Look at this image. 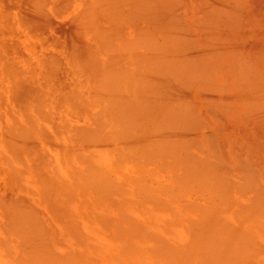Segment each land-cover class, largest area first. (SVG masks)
Listing matches in <instances>:
<instances>
[{"label": "rangeland", "instance_id": "rangeland-1", "mask_svg": "<svg viewBox=\"0 0 264 264\" xmlns=\"http://www.w3.org/2000/svg\"><path fill=\"white\" fill-rule=\"evenodd\" d=\"M11 1L13 0L0 1V10L5 12V10L9 9L11 12H7L8 14L10 13L9 15H5L2 11L0 12V34H2L0 35V45L2 44L0 55L5 60L4 62L0 58V84L2 83L1 85L4 88L3 90L0 86V100H3V102L0 101V264H264V214L260 209L258 210L261 203H258L259 206L256 205L257 203L253 205V200L254 202H260V197L263 196L264 198V97H262L264 93V0H216L217 4L213 0H211L212 2L205 0V2L207 1L206 4L202 0H196L201 1L200 3L204 5L198 4L195 0H137L139 3L140 23L142 22V25L139 23V26H141L143 39L148 40L149 46H153V48L154 45L158 49L165 50L167 48L169 54L173 57L171 65L167 66V79L160 80V82L168 89L165 92L167 93L170 90L169 92L171 93L172 91L173 94L171 93V95L176 98L170 97L171 95L168 93L167 103H164L165 106L163 105L164 111L167 109V114L163 110L162 114L159 113L160 116L165 114L164 116L167 117L170 104H176L175 108L171 106L172 109L174 108V114L172 115L174 120L170 119L173 112L169 113L170 115L167 117L171 121L168 122L169 125L167 126L168 128L171 127L173 131L169 134L173 138L175 137V140L172 139L171 141L173 144L175 142V145L177 142L180 143L177 146L181 148L187 146L185 150L188 154H185L183 150L182 153L195 158L213 177L219 176L216 179L220 178L221 186H224L228 192V194L225 192L223 195L222 203L218 202V205L216 203L211 206L205 205V202L200 203V197L192 190L188 192L190 195L186 196V192L178 195L177 197L180 196L182 198H176L177 201L175 199L173 203L166 202L164 197L160 198L162 201L155 195L145 194L148 189L155 192L160 188H175L176 186L172 185L173 183L175 184L173 178L178 180L177 177H181L178 169L180 164L172 170L162 168L160 170L162 173L156 171V174H150L147 171L148 173L142 175L143 177H146L147 174L150 176V179L146 177L145 180L147 188L144 185L140 186L137 183L138 181H136L137 190L136 184L132 183H135L136 176L141 173L139 165H130L131 167L125 170L124 168H119L110 157L102 158L103 156L98 150H95V153H90L87 148L83 151L76 144L74 147H70L65 142L62 132L64 130H60L66 127L64 125L68 123L77 125L82 122L85 125L84 119H82L83 116L77 115L76 112H80L77 110L75 112L71 105L58 104L53 100L54 95L50 92L51 85L49 84V88L45 83L46 73H42L44 79L41 78V82H34L35 84H33L35 79L33 80L31 73H28L32 72L30 70L32 68L31 60L29 61V58L31 59V53L29 52L32 51L30 49L27 50V48L31 47L30 41L32 46L36 44L35 47L46 45L45 43L48 42L52 46H44L43 50L48 51L50 55L61 56L62 54H67L66 56H68L73 53H80L81 45H77L72 40V36L74 37L73 21H69L73 19L71 17H74L72 13L74 11L68 14L61 9L64 14L61 10L56 13L55 9L58 8L59 0H44L45 2L48 1V4L46 3V8L43 6L46 10H42L47 15L38 8L43 4L39 6L40 1L38 4L35 2L38 7H34L38 8L37 10L39 11L35 12V10L34 14L38 13L39 15L40 12L44 16L40 15L39 17L37 14L34 15L29 9L31 5L33 6L30 2L32 0L29 1L30 4L29 2L27 3L28 0H21L22 4L24 3L23 7L21 4L14 3L15 6L18 5L20 8L14 7ZM14 1L17 2L18 0ZM124 1L130 4L125 3L123 7L122 3ZM131 1L122 0V8H130ZM209 1L211 4L213 3L212 6H210ZM222 1H225V3ZM3 2L4 5L6 4L5 8ZM18 2L20 3V1ZM207 3L210 4L209 8L206 7ZM214 4L223 5V9L218 8L216 5L213 7ZM201 7L204 12H202L203 10L201 11ZM209 9H213V14ZM218 9L222 13H219ZM52 11H54L56 16ZM202 13H205L204 17ZM223 13L224 18L221 17L223 18L222 20L219 18L218 22V17ZM2 15L3 18L1 17ZM17 17L22 22L25 20V24L24 22L21 23L22 27L20 23L18 26ZM26 17L27 20L25 19ZM30 19L33 24L28 26L30 27L28 31L26 25L30 22ZM200 19L208 27L203 22L198 21ZM20 20L19 22H21ZM205 20L207 21L205 22ZM37 21L39 26L43 21L41 29H39ZM1 22L5 26L6 24L10 25L9 29V26H7L8 31ZM212 22L215 24H212ZM46 23L49 24L46 25ZM185 24H187V28L191 27L193 32L190 30L191 28L187 29ZM11 25L15 31L11 28ZM45 26L47 30L44 29ZM218 29L221 30L225 38L220 35L222 33H219ZM11 30L12 33L10 32ZM14 32H20V35H17L19 36L18 38L17 36L15 37ZM30 32L35 33V36H37L39 41L42 40L43 43H39L36 37H31ZM155 32L158 33L156 34ZM214 32H217L216 34L218 35H214ZM160 33L162 36L158 35ZM178 33L182 35H177ZM203 34L208 35V37L203 36ZM199 35L203 38L205 37L206 39L204 38V40L209 41L208 44H210V40L211 42H216L210 44L212 49L208 44L206 45V41H202V37ZM9 36L19 39V43H17V40L12 38L16 40V43H14L19 44L18 46L21 49L24 48V50L22 51L17 45L12 43L13 40ZM164 36L168 38V41H166ZM180 36L182 37L180 38ZM213 37L215 40H213ZM218 38L219 41H217ZM222 38L224 40H221ZM183 39L188 45L185 44ZM190 41L193 42V45L190 44ZM95 42H97V44L95 43L96 47L100 44L101 48L98 46L100 48L98 50L95 47L94 54L96 53L97 57L101 56V54L103 55L102 50H105L104 54L107 52L108 55L109 52L104 48L105 46L101 45L99 40H95ZM194 42L198 44V51ZM5 44H10L13 47L7 45L10 48L7 50L5 49ZM215 44L220 45L216 46ZM21 45L24 47L22 48ZM213 45L217 48L213 47ZM3 46L4 49H1ZM200 48L202 59L204 54H208L207 56H210V58L215 56V59L213 61L210 59L209 62L200 60L201 58L198 60V56L195 54L200 53ZM9 50L11 52L18 51L19 53L13 52L11 54ZM20 52L27 55L30 54L29 58ZM193 54L197 59L196 63L193 61V59L195 60ZM21 55L23 59H21ZM218 57L220 67L217 65ZM229 58L231 60L233 58L234 60L235 58L237 59L235 63L239 70L237 69V72L233 71L237 77L240 76L238 77L240 79L238 86L235 84L237 83L235 82L237 78L234 77V72L228 68L231 65L226 67L229 64ZM207 59L205 58V60ZM211 61L212 64L210 63ZM28 62L30 64H27ZM3 63H6V65L10 64L9 66H12V69L16 64L17 71H20L19 77V73L17 74L15 71L16 69L11 70L16 73V77L9 70L12 75L5 73L6 70L4 72L2 68ZM249 64L251 68H249ZM243 66H246L245 68L247 69ZM27 67L29 71L26 69ZM234 67L233 65L231 66L232 69ZM214 70L219 71V73ZM212 71L213 73H211ZM203 72H206L205 75ZM209 76H211L212 80ZM11 79L15 83L12 82L15 89L12 88L13 90L10 92L9 81L11 84ZM14 79H17V81H14ZM150 79L147 80L148 83L154 84L157 81V78L154 80L153 76ZM255 79L258 80V83H256L258 85L255 84ZM43 80L44 91L45 93L47 92L45 100H49L45 101V105L38 103V98L36 100L32 97L34 93L39 92L38 89L33 87H38ZM240 81L242 91L238 89ZM208 82H212L213 86ZM29 84L33 88L32 91H28L29 88L31 89ZM207 84L211 86H207ZM28 85L29 87H27ZM221 85L224 86V89H222L223 86ZM254 85L257 88H254ZM249 86H253L252 88L255 91L251 87L249 89ZM8 89L10 90L8 91ZM250 90L254 92L250 93ZM28 92H33V94H25ZM11 93L15 95H11ZM48 93L53 95V97ZM221 93L224 98L221 97ZM212 95L214 96L213 99L218 102L212 101ZM2 97L4 98L2 99ZM10 97L14 99V103ZM218 98L222 99V101L220 102ZM258 99L261 102L258 103ZM172 100H175V103ZM247 101L248 103L245 104ZM56 105L57 107L62 105L63 108L60 107L59 109L62 108L61 110H56ZM65 107L66 109H64ZM70 110L74 114H71ZM151 110L148 111L146 108V112L151 113ZM141 114L144 117L145 113ZM47 118L48 120L50 119V122L45 121ZM167 121L164 122L165 126ZM65 129V131L69 130ZM22 134H24V137L28 135L32 138V144L30 143V138H28V142L24 141ZM33 143L37 145V151L32 149V147L35 148ZM184 143L187 145L185 146ZM26 146L31 147L30 150L32 151ZM55 146L57 149H55ZM24 149H28L30 152ZM85 150H87V155H84ZM13 153H15L14 156ZM86 159L87 162H85ZM83 162H85L84 165L82 164ZM88 162L93 164L91 167L94 170L98 166L99 175L101 173L100 179V176L95 174L98 171V168H96L93 178H99L104 184L108 182L105 184L107 187L112 184L116 190L111 189L112 185H110L109 189L107 187L104 189V184L101 182L99 184L98 181L96 183L103 185V187L100 188L99 186L97 188V184L94 181L92 183L93 187H96L94 189L90 181L86 180L88 178L85 175V167H88ZM219 162L221 165H219ZM94 166L96 167L94 168ZM115 166H117V170L113 169ZM223 167L226 168L228 173L224 170L225 168L222 169ZM102 169L104 174L100 171ZM138 170L140 172H137ZM111 171L115 173L113 172V174ZM122 171L123 173H121ZM157 174H160V176ZM102 175L105 176L103 177ZM95 176L97 177L95 178ZM82 177L83 179H81ZM124 177L128 181H124ZM131 179L132 183L130 182ZM109 180H111L110 184ZM128 182L132 184V187ZM155 184L158 187L156 190ZM126 185L130 187L128 186L127 189ZM140 187L145 189L142 190ZM120 188L127 192H122L126 195L121 194ZM254 197H259V199ZM262 202L264 204V199ZM162 203L168 205L167 209L169 213L173 214L172 218H169L168 214L162 210L164 206ZM263 204L261 209L264 207ZM180 205L182 206L180 207ZM189 205H191V208ZM255 205L256 207H253ZM186 206L190 209L185 208ZM26 209L29 214L34 211L30 215V217L34 216V220L31 219V222H26L19 217L22 211H26ZM197 214L202 218L198 217ZM212 215L214 219L210 218ZM205 217L208 221L205 220ZM38 219L40 222L37 221ZM192 223H197L196 226L198 228L205 226L206 229L203 227L205 232L201 229L202 227L200 228L201 230L196 227L199 232L195 230ZM218 223L222 226L218 225ZM199 225L201 226L199 227ZM30 227L32 230H30ZM27 235L28 237H26ZM73 256L76 258L74 259ZM70 259L73 261L77 260V262H73Z\"/></svg>", "mask_w": 264, "mask_h": 264}, {"label": "bare ground", "instance_id": "bare-ground-1", "mask_svg": "<svg viewBox=\"0 0 264 264\" xmlns=\"http://www.w3.org/2000/svg\"><path fill=\"white\" fill-rule=\"evenodd\" d=\"M2 1V0H0ZM20 1V3L18 2ZM17 2L16 1H11L12 4L14 5V3L16 4H21L22 7H23V4L21 2V0H18ZM25 1V0H23ZM30 0L27 1V3L29 2ZM38 2L40 3L39 6L41 4V7H38L35 3ZM30 1L31 4H33V6L31 5V8L30 11L33 12V14L35 12H38L39 10L41 11L42 9L43 10H46L45 6H47L48 4V1L45 2L44 0H32ZM44 1V2H43ZM122 0H59L58 1V8L55 9V12L58 13L60 12V10L62 9L63 12L65 13H73L74 17H71L73 19H70L69 21H71L73 24V32H74V37L72 36V40L74 43H77V45H81L80 47L82 48L81 49V52L80 53H73L71 55H68L66 56L67 54H62L61 56H57V55H50L48 53V51H45L43 50L44 46H49L51 47L52 45L48 42L44 43L46 45H43V46H35L33 45L32 46V42L30 41V46L28 49H30L32 52H29L31 53V59L28 57L30 54H23L24 56H27L29 58V61L31 62V65H32V68H30V70H32V72H28V73H31L32 75V80L33 81V84L35 83H39L41 82V78H43L42 76V73H46L45 75V79H46V84L49 86L50 88V85H51V88H50V92L54 95V101L57 102L58 104H66V105H71L74 109H75V112L76 110L79 111L80 113L76 112L77 115H80L83 116L82 119H84V123L85 125H83V123H78L77 125L73 124V123H68L64 126V128H60L59 130L63 132V138L65 137V142L70 146V147H74L75 144L77 146L80 147V149H89L90 153H95V150H98L101 152V155L103 156L102 158L104 157H107L108 158L110 157V159H113L114 162H116L117 166L119 168H124L125 170H127L128 168H130L131 166L130 165H139L140 166V171L141 173H137V172H140L139 170L136 172L138 175L136 176L135 178V183H132V179H131V183L132 184H136V181H138L137 183L142 186L144 185L145 188H147L145 185V180H146V177L150 179V176L149 174L146 175V177H143L142 175H145L146 173H150V174H156L157 172H160L162 173V168H167V169H173V168H176V166H178V164H180L178 166V169L180 170V175L181 177H177V179H174L173 178V182H175V184L173 183L172 185L176 186L175 188H160L158 191H151L150 189H148V191L145 192V194H151V195H155L156 197H159L158 199L159 200H162L160 199L161 197H164L166 202H170V203H173L174 200L176 198L180 199L182 197H177L178 195L182 194L183 192H186L187 194H185L186 196L187 195H190L188 192H191L194 191L195 194H197L198 197H200V203L201 202H205V205H214L217 203L218 205V202L222 203V199H223V195L225 194V192L228 194V192L226 191V189L224 188V186H221L220 184V181L219 179L217 180L216 178L219 177V176H216L213 177L212 174L210 172H208L207 169H205V167L203 165H201L199 162H197V160L193 157H189V156H186L182 153V150L184 151V153L186 154V150L185 148L187 147L185 144V148H181L180 146L178 147L177 145L180 144L177 142V144L175 145V142L173 144V142L171 141L172 139H174L170 134L173 132L171 130V127L168 128L167 125L168 122L170 121L167 117L173 112V109L175 108V105L176 104H173L172 102L175 103V100H172V104H170V107L168 108V115H166L167 117H165L164 115H161L162 114V110L164 111V103H167V98H169L168 96L171 95V93L173 94V92L171 91V93L168 91L167 93L165 91H167L168 89L166 87H164L162 85V83L160 82V80H164V79H167L166 76L168 75V67L171 65L172 63V59L173 57L169 54V51L168 49L166 48L165 50L163 49H158L157 46L155 47L154 45V48L153 46H149V41L148 40H144L143 39V36H142V32H141V26H139V23H140V12H139V3L137 2V0H132L131 2V6L130 8H122V6L124 7L125 3L127 4H130L126 1H124V3L121 2ZM129 1V0H128ZM163 1V0H162ZM185 1V0H184ZM188 1V0H187ZM190 1V0H189ZM194 1V0H193ZM196 1V0H195ZM208 1V0H207ZM206 1V2H207ZM211 1V0H210ZM209 1V2H210ZM215 1V3L217 4L218 2H216V0H213V2ZM227 1V0H226ZM29 2V4H30ZM198 2V4H202L200 3L201 1H196ZM202 2H205V0ZM212 2V1H211ZM210 2V4H211ZM223 3H225V1H222ZM47 3V4H46ZM121 3L123 4L121 6ZM189 3V2H188ZM220 3V2H219ZM197 4V5H198ZM209 3H207L206 7H208L210 5ZM213 4V3H212ZM212 4L210 6H212ZM213 5V7H215V5ZM9 5V4H7ZM27 5V4H25ZM190 5V4H189ZM204 5V4H202ZM201 5V6H202ZM225 5V4H224ZM3 6L5 8L6 4L4 5V2H3ZM17 8H20L18 7V5H16ZM14 5V7H16ZM34 6H37L39 8V10H37ZM45 8H44V7ZM183 6V5H182ZM209 6V7H210ZM218 6V8H222L223 5L220 6L219 5H216ZM126 7V6H125ZM128 7V6H127ZM190 7V6H189ZM203 7V6H202ZM201 7V11L203 10ZM205 7V8H206ZM208 7V8H209ZM212 7V8H213ZM7 8V7H6ZM11 8V7H10ZM13 8V7H12ZM34 8V9H33ZM200 8V7H199ZM198 8V10L200 11V9ZM204 8V7H203ZM1 9H3V7H1ZM16 9V8H15ZM13 9V10H15ZM26 9H28L26 7ZM123 9V10H122ZM189 9V8H188ZM191 9V7H190ZM194 9V8H193ZM223 9V8H222ZM36 10V11H35ZM42 10V11H43ZM61 10V12H62ZM210 10V9H209ZM2 10H0L1 12ZM10 12L9 9H7V11L5 10L2 11L4 12V14H8L7 12ZM35 11V12H34ZM41 11V12H42ZM188 11V10H187ZM198 11V12H199ZM211 13L213 14V9L210 10ZM219 13L221 12L219 9H218ZM44 12V11H43ZM53 14L55 15L54 11H52ZM62 12V13H63ZM168 12V11H167ZM189 12V11H188ZM204 12V10L202 11ZM11 13V12H10ZM9 13V14H10ZM20 13V12H19ZM61 13V14H62ZM75 13V14H74ZM207 13V12H205ZM204 13V14H205ZM215 13L218 14L217 11H215ZM222 13V12H221ZM8 14V15H9ZM37 16L40 17V12H39V15L38 13H36ZM34 14V15H36ZM45 15L46 12H44ZM64 14V13H63ZM170 14V13H169ZM204 14L202 13V16L204 17ZM18 15V14H17ZM20 15V14H19ZM223 15V16H222ZM220 14V17H218V22H219V18L223 17L224 18V13L223 14ZM24 16V15H23ZM43 16V15H42ZM56 16V15H55ZM58 16V15H57ZM190 16V15H189ZM3 18V15L1 16ZM10 17V16H9ZM13 17V16H12ZM19 17V16H18ZM17 17V20H18V26H19V23H20V26L22 27L21 23L24 22L25 24V20L22 22V20H20L19 18ZM44 17V16H43ZM50 17V16H49ZM160 17V16H159ZM169 17V16H168ZM213 17H215L213 15ZM5 18V17H4ZM8 18V16H7ZM5 18V19H7ZM47 18V16H46ZM167 18V16H166ZM191 18H192V15H191ZM221 18V20L223 19ZM12 19V18H11ZM27 20V17L25 18ZM42 19V18H41ZM67 19V18H66ZM171 19V17H170ZM4 20V19H3ZM16 20V21H17ZM19 20L21 22H19ZM181 20V19H180ZM192 20V19H191ZM204 20V18H203ZM203 20L200 21V22H203ZM214 20V19H213ZM212 20V21H213ZM216 20V19H215ZM31 19H30V22L27 23V27L28 26H32L33 23H31ZM46 21V20H45ZM68 21V23H69ZM172 21V20H171ZM193 21V20H192ZM207 20H205L206 22ZM10 22L12 23V21L10 20ZM36 22V21H35ZM43 22V21H42ZM41 22V23H42ZM174 22V21H173ZM183 22V21H182ZM191 22V21H190ZM199 22V23H200ZM3 25L4 23L1 22ZM13 23H14V20H13ZM30 23V24H29ZM40 23V26L38 25L39 22L37 21V25L40 27H38L39 29H41V24ZM51 23V22H50ZM142 23V22H141ZM140 23V25H142ZM161 23V22H160ZM187 23V21H186ZM204 23V22H203ZM214 22H212L213 24ZM10 24V23H9ZM16 24V22H15ZM23 24V25H24ZM49 24V23H48ZM46 23V25H48ZM205 24V23H204ZM210 24V25H212ZM215 24V23H214ZM13 25V24H12ZM11 25V28L13 29L14 27ZM36 25V26H37ZM147 25V24H146ZM186 25V28H187V24ZM207 25V24H205ZM209 25V26H210ZM217 25V24H216ZM5 26V25H4ZM7 26L8 29L10 28V25H7L5 26V28L7 29ZM17 26V25H16ZM162 26V25H161ZM204 26V25H203ZM202 26V27H203ZM35 27V26H33ZM150 27V26H149ZM190 27V26H189ZM193 27V26H192ZM198 27V26H196ZM208 27V25H207ZM214 27V26H212ZM2 28H4L2 26ZM24 28H26L24 26ZM32 28V27H31ZM43 28V27H42ZM183 28V27H182ZM191 28V27H190ZM190 28H187V29H190ZM215 28H218V27H215ZM5 29V31H6ZM7 29V31H8ZM27 30L30 29V27L26 28ZM36 29V28H35ZM45 30H47L46 26L44 27ZM165 29V28H163ZM14 30V29H13ZM33 30V29H32ZM43 30V29H42ZM179 30V29H178ZM182 30V29H181ZM192 31V28L190 29ZM189 30V31H190ZM213 30V29H212ZM219 30V33H222L220 29ZM15 31V30H14ZM29 31V30H28ZM190 31V33H191ZM216 31V30H215ZM12 33V30L10 31ZM35 32V31H34ZM193 32V31H192ZM199 32V31H198ZM3 33V32H2ZM156 34L158 32H155ZM189 33V34H190ZM215 34L214 35H218L216 34L217 32H214ZM15 34V37L19 34L20 35V32L19 33H16L14 32ZM33 34V35H32ZM181 33H178L177 35H179ZM199 34V33H198ZM2 35V34H0ZM7 35V34H6ZM12 35V34H11ZM29 35V33H28ZM30 35L31 37L34 36L36 37V40L38 39L37 36H35L36 34L35 33H31L30 32ZM159 36L162 34H158ZM182 35V34H181ZM185 35V33H184ZM205 34H203L204 36ZM220 35H223L220 34ZM158 36V37H159ZM201 36V35H199ZM15 37H12V36H9V38H11V40H13ZM19 36H17L18 38ZM165 37V36H164ZM176 37V36H175ZM178 37V36H177ZM182 36H180L181 38ZM186 37V36H185ZM202 37V36H201ZM205 37H208V35ZM204 37V38H205ZM215 37V36H214ZM213 37V40H215ZM224 37V35H223ZM13 38V39H12ZM15 38L16 40H13L12 43H14L15 41L17 43L19 39ZM166 38V41H168L167 37ZM204 38L202 37V41L204 40ZM216 38V37H215ZM225 38V37H224ZM27 39V38H26ZM206 39V38H205ZM9 40V39H8ZM10 40V41H11ZM95 40H99L101 42V45H104L106 48V50L109 52L108 55H107V52L106 54H104L105 50H102L103 51V55L101 54L102 51H101V56H96L94 54V51L96 50L95 47H96V44L97 42H95ZM177 40V39H176ZM185 41V39H183ZM190 40V39H189ZM192 40H193V37H192ZM212 40V41H213ZM221 40H224L223 38ZM4 41V40H3ZM3 41H1L3 43ZM39 41V39H38ZM184 41H182L184 43ZM206 41V45L208 44L209 41L207 40H204ZM203 41V42H204ZM219 41V38L218 40ZM6 42V41H4ZM15 42V43H16ZM36 42V41H35ZM192 41H190V44L193 45V42L191 43ZM10 42V44H12ZM14 43V44H15ZM29 43V41H28ZM39 43H43L42 40L39 41ZM96 43V44H95ZM187 42L185 41V44ZM196 42H194L195 44ZM199 43V42H198ZM211 43H216L215 41L214 42H211L210 40V44ZM218 43V42H217ZM222 43V42H221ZM4 44V43H3ZM8 45L9 47L11 45ZM13 44V45H14ZM38 44V42H37ZM99 44V43H98ZM164 44V43H163ZM168 44V43H167ZM184 44V45H185ZM210 44H208L210 46ZM2 45V44H1ZM0 45V47H1ZM6 45V44H5ZM4 45V46H5ZM7 45L5 46V49H10L7 47ZM17 45V44H15ZM19 45V44H18ZM17 45V46H18ZM40 45V44H39ZM42 45V44H41ZM161 45V44H160ZM165 45V44H164ZM163 45V47H164ZM178 45V44H177ZM188 45V44H186ZM197 48V51H198V44L196 43L195 44ZM203 45V44H201ZM205 43H204V47L206 46ZM216 45V44H215ZM213 45V47H216L218 45ZM4 46L1 48V49H4ZM22 46V45H21ZM28 46V45H27ZM100 47V44L98 45ZM98 46L96 47L98 50H100V48H98ZM13 47V46H11ZM24 46H22L23 48ZM33 47V48H32ZM160 47V46H159ZM162 47V45H161ZM188 47V46H187ZM186 47V48H187ZM193 47V46H192ZM203 47V46H202ZM203 47V48H204ZM211 49H212V46H210ZM18 48H20V46H18ZM17 48V49H18ZM26 48V47H25ZM184 48V49H186ZM191 48V47H190ZM209 49V47H207ZM217 48V47H216ZM13 49V48H12ZM21 49V48H20ZM194 49V47H193ZM206 49V47H205ZM14 50H15V46H14ZM19 50V49H18ZM22 51L24 50L21 49ZM26 50V51H27ZM48 50V49H47ZM190 50V49H189ZM195 50V49H194ZM10 51V50H9ZM237 52V50H235ZM7 52V51H6ZM14 52V51H13ZM13 52L10 51V53L12 54ZM17 53H19L18 51H15ZM14 52V53H15ZM28 52V51H27ZM26 52V53H27ZM203 52V51H202ZM208 52H210L208 50ZM214 52V51H213ZM1 53V52H0ZM171 53V52H170ZM220 53V52H219ZM237 54V53H236ZM10 55V54H9ZM16 55V54H15ZM14 55V57H15ZM197 55L198 57V60L201 58V48H200V53L199 54H195ZM206 54H204L203 59L201 58L200 60H203V61H206V62H209L210 59L213 61L215 59V56L214 58H210V56L208 57L207 55L205 56ZM229 55V54H228ZM194 56V54H193ZM212 56V55H211ZM233 56V55H232ZM238 56V55H237ZM20 57V55H19ZM22 57V55H21ZM67 57V58H66ZM180 57V56H179ZM207 59L208 57V61L205 60V58ZM220 57V56H219ZM219 57H218V60H217V65H219L220 67V64H218L219 62ZM230 57V56H229ZM239 57V56H238ZM237 57V58H238ZM0 58L2 60H4L1 55H0ZM190 58V56H189ZM193 58V57H192ZM195 58V56H194ZM242 58V57H241ZM23 59V57L21 58ZM27 59V58H26ZM230 60L228 61V65L226 67H228L229 65H233L235 66L234 69L231 68V66H229L228 68L231 69L232 72H234L233 70H235L236 72L239 70L238 69V66L235 62H237V59L234 58L231 60V58H229ZM244 59V58H242ZM241 59V60H242ZM28 60V59H27ZM27 60H25L27 62ZM239 60V59H238ZM24 61V60H23ZM22 61V62H23ZM193 61L197 62V59L195 58V60L193 59ZM212 61L210 62L212 64ZM225 61V60H224ZM240 61V60H239ZM238 61V63H239ZM242 61H245V60H242ZM5 62V60H4ZM20 62V61H19ZM30 62H28L27 64H30ZM110 62V63H109ZM195 62V63H196ZM234 62V63H233ZM248 62V60H247ZM7 63V61H6ZM6 63H3L6 65ZM215 63V62H213ZM246 63V62H245ZM2 64V68L5 72V73H8L10 75H15L16 73L18 74V77L20 75V71H17V67L16 64L14 66V70L16 71V73H13L11 70L12 69V66H9V65H3ZM18 64V63H17ZM25 64V62H24ZM177 64V63H176ZM183 64V63H182ZM242 64V63H241ZM195 65V64H194ZM243 65V64H242ZM241 65V66H242ZM250 65V64H249ZM5 66V68H4ZM10 68H9V67ZM168 66V67H167ZM23 67V65H22ZM199 67V66H198ZM217 67V68H219ZM244 67V66H243ZM246 67V66H245ZM244 67V68H245ZM25 68V67H24ZM196 68V67H195ZM224 68H225V65H224ZM223 68V69H224ZM227 68V69H228ZM242 68V67H241ZM247 68H248V65H247ZM245 68V69H247ZM249 68H251V65L249 66ZM28 70V67L26 68ZM226 69V68H225ZM224 69V70H225ZM238 69V70H237ZM243 69V68H242ZM2 70V69H1ZM11 71V73L9 71ZM26 70V71H27ZM175 70V69H174ZM217 70V69H216ZM214 70V71H216ZM219 70V69H218ZM223 70V71H224ZM229 70V69H228ZM29 71V70H28ZM188 71V70H187ZM185 71V73L187 72ZM200 71V70H199ZM227 71V70H226ZM230 71V70H229ZM243 71V70H242ZM201 72V71H200ZM219 73V71H216V73ZM244 72V71H243ZM255 72V71H253ZM175 73V72H174ZM206 72H203V74L205 75ZM213 73V71L211 72ZM210 73V74H211ZM228 73V72H227ZM226 73V74H227ZM252 73V72H251ZM23 74V73H22ZM176 75H178L177 73H175ZM188 74V73H186ZM202 74V75H203ZM209 74V75H210ZM232 74V73H231ZM234 74V77H236L237 79H235V84H237L238 86V81L240 80L238 77L240 76H236L235 75V72L233 73ZM237 74V73H236ZM255 74V73H253ZM8 75V76H10ZM212 75V74H211ZM152 76L154 77V80L155 78H157V81L153 84V83H148L147 80H149L150 78H152ZM253 76V75H252ZM13 77V76H12ZM16 77V75L14 76ZM190 77V76H189ZM210 79H211V76H209ZM256 77V76H255ZM259 77V76H258ZM261 77V76H260ZM24 78V77H22ZM19 79V78H18ZM44 79V78H43ZM208 79V78H207ZM206 79V80H207ZM244 79V78H243ZM242 79V80H243ZM2 80V79H1ZM151 80V79H150ZM188 80V79H187ZM186 80V81H187ZM205 80V81H206ZM212 80V79H211ZM233 82H234V78L232 79ZM245 80V79H244ZM248 80V79H246ZM256 83H258L257 79H255ZM14 81H17V79H14ZM20 81V80H19ZM166 81V80H165ZM204 81V82H205ZM210 81V80H209ZM261 81L263 83V80H262V77H261ZM13 82V79H11V84H10V81H9V86H11V90L8 89V91L10 90V92L13 90L12 88H14V84H12ZM35 82V83H34ZM20 83V82H19ZM209 83V82H208ZM228 83V82H227ZM249 83H252V82H249ZM2 84V83H1ZM0 84V86L2 87V85ZM50 84V85H49ZM206 84V83H205ZM213 86L212 82L209 83ZM207 84V86H211ZM221 84V83H220ZM233 84V83H232ZM18 85V84H17ZM21 85V84H20ZM19 85V86H20ZM30 85V84H29ZM29 85L27 87H29ZM46 85V86H47ZM190 85V84H189ZM194 85V84H192ZM201 85H204V84H201ZM234 85V84H233ZM244 85V84H243ZM258 85V84H256ZM23 86V85H22ZM47 86V87H48ZM223 86V85H221ZM220 86V87H221ZM236 86V85H235ZM236 86V87H237ZM0 87V88H1ZM31 89L27 88L28 91H32V89H38L39 92L37 93H34L33 92H28V93H25V94H28L29 93L33 94L34 96H32L34 99L38 98V103H40L41 105H45V101H49V100H45V95H47L44 91V80L42 81V83H40L38 85V87H33L30 85ZM240 87V88H239ZM238 89L241 90L242 88V85H241V81H240V85H239ZM251 86H249V89H250ZM253 87V86H252ZM251 87V88H252ZM256 86L254 85V88ZM3 88V87H2ZM191 88V87H190ZM212 88V87H211ZM257 88V87H256ZM259 88V87H258ZM262 88V87H261ZM15 89V88H14ZM215 89V87H214ZM221 89V88H220ZM224 89V86L223 88ZM221 89V90H222ZM228 89V88H226ZM4 90V88H3ZM19 90V89H17ZM252 90H254L252 88ZM250 90V93L254 92ZM15 91V90H14ZM53 91V92H52ZM198 92V90H196ZM195 91V92H196ZM214 91V90H213ZM237 91V90H236ZM239 91V90H238ZM242 91V90H241ZM9 92V93H10ZM17 92V91H15ZM49 92V91H48ZM221 92V91H220ZM14 93V92H13ZM168 93H170L168 95ZM175 93V92H174ZM214 93V92H213ZM212 93V94H213ZM223 93V92H222ZM221 93V94H222ZM260 93V92H258ZM17 94V93H16ZM20 94V93H19ZM49 94V93H48ZM210 94V93H209ZM216 94V93H214ZM213 94V95H214ZM220 94V95H221ZM242 94V93H241ZM245 94V93H243ZM255 94V93H254ZM11 95H15V94H12ZM23 95V94H22ZM50 95V94H49ZM53 95H50L53 97ZM204 95V94H203ZM212 95V101L214 100V96ZM218 95V94H217ZM219 95V96H220ZM240 95V94H239ZM249 95V94H248ZM21 96V95H20ZM174 96H176V94H174ZM211 96V95H209ZM251 96V95H250ZM253 96V94H252ZM23 97V96H22ZM172 98H176V97H173L172 95L170 96ZM179 97V96H178ZM216 97V96H215ZM218 97V96H217ZM222 98L223 97V94L221 96ZM220 97V98H221ZM245 98V96H243ZM264 97V93H263V96ZM4 97H2L3 99ZM9 98V97H8ZM29 98V96H28ZM32 98L33 101H35L34 99ZM180 98V97H179ZM209 98V99H210ZM218 98V99H220ZM243 98V99H244ZM260 98V97H259ZM1 99V98H0ZM10 99H12L10 97ZM24 99V98H23ZM227 99V98H226ZM252 99V98H251ZM249 99V100H251ZM264 99V98H263ZM262 99V100H263ZM14 99H12L13 101ZM18 100V99H17ZM29 100L31 101V99L29 98ZM37 100V99H36ZM248 100V99H246ZM257 100V98H256ZM1 101V100H0ZM21 101V100H20ZM26 101V100H25ZM214 101H217V100H214ZM220 102L222 101V99L219 100ZM254 102H257L255 100H253ZM264 101V100H263ZM3 102V100L1 101ZM15 101H13L14 103ZM177 102V100H176ZM211 102V101H210ZM218 102V101H217ZM225 102V101H223ZM245 102V101H244ZM261 102L259 99H258V103ZM37 103V105H38ZM248 101L245 103L247 104ZM264 103V102H263ZM39 104V105H40ZM222 104V103H221ZM164 105V106H163ZM168 105V104H167ZM220 105V104H219ZM174 107L172 109V107ZM45 107V106H44ZM60 107H62V105L59 107H57V105L55 106L56 110L59 109ZM35 108V107H34ZM63 108V107H62ZM61 108V109H62ZM146 108L147 110H151V113L150 112H146ZM214 108V107H213ZM59 109V110H61ZM66 109V107L64 108ZM70 109V108H69ZM171 109V111H170ZM215 109V108H214ZM54 110V109H53ZM71 110H73L71 108ZM70 110V111H71ZM69 111V113H70ZM145 111V112H144ZM166 111V112H165ZM164 112L167 114V109L165 110ZM170 111V112H169ZM72 113L71 114H74L73 111H71ZM141 113H145L144 114V117ZM160 113V114H159ZM170 113V114H169ZM174 114V112L171 114V118L170 119H173L172 118V115ZM142 115V117H141ZM43 116V115H42ZM159 116V117H158ZM164 116V117H163ZM162 117V118H161ZM142 118V119H141ZM166 119L165 121L166 122V126H165V121H163L164 119ZM40 119V118H39ZM91 119V120H90ZM42 120V119H41ZM50 120V119H49ZM48 118L45 119V121H49ZM81 120V119H80ZM107 120H108V123H107ZM174 120V119H173ZM43 120V122H45ZM50 122V121H49ZM171 122V121H170ZM48 123V122H47ZM46 123V124H47ZM64 124V122H63ZM44 125V123H43ZM52 125V124H51ZM55 125V124H54ZM53 125V126H54ZM20 126V125H19ZM57 127V126H56ZM90 127V129H88ZM46 128V127H45ZM69 129L67 131H65L66 129ZM168 128V129H167ZM44 129V128H43ZM42 129V130H43ZM21 131V130H19ZM60 133V132H59ZM170 133V134H169ZM46 135V134H45ZM53 135V134H52ZM28 135H25L24 137V134H22V138L24 141L28 142V138H30L29 136L26 137ZM32 137H35V136H32ZM47 137V136H46ZM60 137V136H59ZM172 137V138H171ZM21 138V139H22ZM27 138V139H26ZM31 141L30 143L33 141L32 138H30ZM46 139V138H45ZM189 139V138H188ZM192 139V138H191ZM175 140V139H174ZM183 141V140H182ZM189 141V140H188ZM22 142V141H21ZM37 142V141H36ZM30 143H28L30 145ZM32 144V143H31ZM34 144V143H33ZM50 144V143H49ZM183 144V146H184ZM35 145V148L32 147V149H35L36 150V147L37 145ZM48 145V144H47ZM33 146V145H31ZM50 146V145H49ZM52 146V145H51ZM177 148H176V147ZM189 146V145H188ZM27 147V146H26ZM29 148V146L27 147ZM31 148V147H30ZM29 148V150H30ZM59 148V147H58ZM98 148V149H97ZM13 149V148H12ZM55 149L56 146H55ZM178 149V150H177ZM24 150H27L29 151L28 149H24ZM181 150V152H180ZM32 151V150H30ZM29 151V152H30ZM37 151V150H36ZM87 150H85V153L84 155L87 153L86 152ZM88 153V154H90ZM98 153V152H97ZM96 153V155H97ZM15 153H13V156H14ZM188 154V153H187ZM87 155V154H86ZM38 157V156H37ZM87 157V156H85ZM214 158V157H213ZM87 162V159L86 161ZM83 162L82 164L84 165ZM112 162V161H111ZM110 162V163H111ZM211 162V161H210ZM109 163V162H108ZM113 163V162H112ZM220 163V162H219ZM91 165L93 164H90L88 162V167H85L86 168V176L88 179L86 180H89L90 183H95L98 181L99 184L103 183L100 179H101V173L99 175V168L98 166H94V168H98V171L95 172V174H98L100 176V179L99 178H96L97 176H95L96 179L93 178V174H94V171L97 170L95 168V170L93 169V167H91ZM114 165V164H113ZM221 165V163L219 164ZM113 168V169H116V167ZM104 167V166H103ZM102 167V168H103ZM134 167V166H133ZM221 167V166H220ZM219 167V168H220ZM136 168V167H135ZM143 168V169H142ZM225 167H223L222 169H224ZM93 169V171H92ZM111 169V168H110ZM220 169V170H222ZM117 170V169H116ZM119 170V169H118ZM145 170V171H144ZM226 170V168L224 169ZM101 172H103L102 174H104V171L103 169L100 170ZM148 171V172H147ZM157 171V172H156ZM216 171V170H215ZM227 171V170H226ZM83 172V170H82ZM112 173L114 171H111ZM118 173V171H116ZM130 172V171H129ZM170 172V171H169ZM115 173V172H114ZM113 173V174H114ZM123 173V171L121 172ZM135 173V172H134ZM228 173V171L226 172ZM84 174V172H83ZM223 174V172H222ZM106 175V174H105ZM104 175V176H105ZM112 175V174H111ZM111 175H108V176H111ZM158 176H160V174H157ZM178 175H179V172H178ZM179 175V176H180ZM218 175H220L218 173ZM227 175V174H226ZM103 176V175H102ZM103 176V177H104ZM114 176V175H113ZM127 176V175H126ZM157 176V177H158ZM171 176V175H170ZM102 177V178H103ZM123 177V176H122ZM134 177V176H133ZM244 177V176H243ZM176 178V177H175ZM83 179V177L81 178ZM110 179V178H109ZM148 179V180H149ZM226 179V178H225ZM80 180V178H79ZM85 180V181H86ZM106 180V179H105ZM126 180V178L124 177V181ZM110 181L109 180V184H110ZM122 181V180H121ZM123 181V183H124ZM128 181V180H126ZM161 181V180H160ZM101 182V183H100ZM120 182V181H119ZM86 183V182H85ZM89 183V182H88ZM108 183V182H107ZM105 183V184H107ZM112 183V182H111ZM129 183V182H128ZM159 183V182H158ZM158 183H156L158 185ZM249 183V182H248ZM97 184V183H96ZM97 184V188L100 186V188L103 187V185H99ZM104 184V183H103ZM104 184V189L105 186ZM130 184V183H129ZM132 184L131 187H132ZM149 184V183H148ZM155 184V190L158 188L157 185ZM227 184V183H226ZM229 184V183H228ZM251 184V183H250ZM112 185V184H110ZM108 186L107 189H109V187L111 186ZM116 185V184H115ZM90 186V185H89ZM117 186V185H116ZM122 186H125V185H122ZM128 186L129 185H126L127 189H128ZM134 186V185H133ZM137 184L135 185V187L137 188ZM251 186V185H250ZM92 187H93V184H92ZM130 187V186H129ZM149 187V186H148ZM171 187V186H170ZM229 187V186H228ZM231 187V186H230ZM94 188V187H93ZM96 188V187H95ZM94 188V189H95ZM115 189L114 186L112 185L111 189ZM125 189V187H123ZM141 188V187H140ZM143 188V189H145ZM264 188V187H263ZM106 189V191H107ZM121 189V188H120ZM119 189V190H120ZM135 189V188H134ZM142 189V188H141ZM142 189V190H143ZM176 189V190H175ZM116 190V189H115ZM126 190V189H125ZM136 190V189H135ZM138 190V188H137ZM232 190V189H230ZM121 191V194L123 195L124 193L122 192H126L124 190H120ZM119 191V192H120ZM176 191V192H175ZM259 192V191H258ZM108 193V192H107ZM127 193V192H126ZM140 193V191H139ZM230 193V192H229ZM120 194V195H121ZM141 194V193H140ZM231 194V193H230ZM36 195V194H35ZM38 195V194H37ZM126 195V194H124ZM137 196V195H136ZM184 197V195H182ZM226 196V195H225ZM49 197V196H48ZM245 198V197H244ZM254 198H257V197H254ZM261 200L260 202L259 201H256L254 202L253 200V205L254 203L256 205H258V203H261L260 205V208L258 207V210L260 209L263 214H264V207L261 209L262 207V204H263V196L260 197ZM142 199V198H141ZM259 199V197L257 198ZM163 201V200H162ZM177 201V199H176ZM160 202V201H159ZM186 202V201H185ZM149 203V202H148ZM182 204V202H180ZM184 203V202H183ZM193 204V202H191ZM27 204V203H26ZM147 204V203H146ZM145 204V205H146ZM190 204V203H189ZM228 204V203H227ZM238 204V203H237ZM28 205V204H27ZM164 205L162 207V210L168 214L169 218H172L173 217V214L172 213H169L168 209H167V206L166 204H163ZM171 205V204H170ZM179 206V204H177ZM188 205V204H187ZM253 206V207H256ZM264 205V204H263ZM30 206V205H29ZM182 205H180L181 207ZM191 205H189L190 207ZM259 206V205H258ZM33 207V206H32ZM142 207V206H141ZM189 207H185V208H189ZM191 208V207H190ZM189 208V209H190ZM256 209V208H255ZM256 209V211H258ZM29 211H22L21 213V216H19L21 219L23 218V220H25L26 222H31L32 220H34V216L30 217V215H32L34 213H32L31 211V214L27 213ZM202 212V211H201ZM204 212V211H203ZM260 212V211H259ZM261 212V213H262ZM9 213V212H8ZM27 213V214H26ZM209 213V212H208ZM11 214V213H10ZM198 214H199V211H198ZM197 214V216H198ZM13 215V214H12ZM11 215V216H12ZM28 215V216H27ZM35 215V214H34ZM161 215V214H160ZM207 215H210V214H207ZM262 215V214H261ZM14 216V215H13ZM263 216V215H262ZM161 217V216H160ZM200 217V216H198ZM264 217V216H263ZM29 218V219H28ZM162 218V217H161ZM202 218V217H200ZM211 219H214L213 215L210 217ZM209 218V219H210ZM32 219V220H31ZM36 220V219H35ZM205 220L208 221V219L205 217ZM39 221V219L37 220ZM36 221V222H37ZM200 221V220H199ZM204 221V220H203ZM212 221V220H210ZM217 221V220H216ZM40 222V221H39ZM194 222V221H193ZM223 222V221H221ZM220 222V223H221ZM35 223V222H34ZM175 223V221H174ZM198 223V222H197ZM197 223H192L193 226L195 227L194 229L197 230ZM209 223V222H208ZM31 224V223H30ZM33 224V223H32ZM40 224V223H39ZM195 224V225H194ZM222 224V223H221ZM224 224V223H223ZM203 225V224H202ZM218 225H220L218 223ZM217 225V226H218ZM19 226V225H18ZM201 225H199L200 227ZM210 226V225H209ZM222 226V225H220ZM20 227V226H19ZM27 227V226H26ZM34 227V226H32ZM197 227V228H196ZM202 227V226H201ZM200 227V228H201ZM205 227V226H203ZM203 227L201 229H203ZM211 227V226H210ZM21 228V227H20ZM193 228V227H192ZM198 228V229H200ZM23 229V228H22ZM200 229V230H201ZM206 229V227H205ZM27 230V228H26ZM30 230H32V228L30 227ZM219 230V229H218ZM29 231V229L27 230ZM198 231V230H197ZM204 231V229H203ZM207 231V230H206ZM33 232V231H32ZM199 232V231H198ZM205 232V231H204ZM171 233V232H170ZM200 233H202L200 231ZM30 234V232H29ZM44 234V233H43ZM174 234V233H173ZM28 237V235L26 236ZM214 240V239H213ZM215 241V240H214ZM160 248V247H159ZM219 249V248H218ZM218 249H217V252H218ZM128 250V249H127ZM130 250V249H129ZM213 250V249H211ZM220 251V250H219ZM215 252V251H214ZM68 254V253H67ZM102 254V253H101ZM217 255V253H216ZM69 256V255H68ZM66 256V257H68ZM72 256V255H71ZM70 258V257H69ZM73 258L75 259L76 257L73 256ZM218 258V257H217ZM72 260V259H70ZM68 261V260H67ZM73 261V260H72ZM71 261V262H72ZM75 262H77V260H74ZM73 261V262H74ZM97 261V260H95ZM99 261V260H98ZM97 261V262H98ZM102 261V260H101ZM100 261V262H101ZM218 261V260H217ZM50 262V261H49ZM69 262V261H68ZM105 262V261H104ZM41 264V263H40ZM44 264V263H43ZM48 264V263H47ZM99 264V263H98ZM104 264V263H103Z\"/></svg>", "mask_w": 264, "mask_h": 264}]
</instances>
